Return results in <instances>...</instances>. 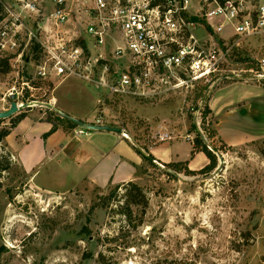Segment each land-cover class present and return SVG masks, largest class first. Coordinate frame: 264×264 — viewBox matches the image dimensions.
Returning a JSON list of instances; mask_svg holds the SVG:
<instances>
[{
  "label": "rangeland",
  "instance_id": "1",
  "mask_svg": "<svg viewBox=\"0 0 264 264\" xmlns=\"http://www.w3.org/2000/svg\"><path fill=\"white\" fill-rule=\"evenodd\" d=\"M239 49L240 55L224 66L226 78L214 87L199 85L152 102L109 96L75 77L57 85L34 80L41 88L26 97L38 103L17 114L47 119L53 110L47 104L61 108L64 101L87 122L101 118L106 125L124 129L138 148L149 151L151 145L178 141L171 147L181 156L190 154V142L201 133L217 154L218 166L207 173L168 176L167 163L145 159L134 181L142 187L137 196L142 203L127 206L124 186L109 202L114 185L85 183L66 192L37 191L8 145L0 146V264H264V126L244 123L242 130L237 123L230 130L227 120L222 132L253 135L233 145L220 134L222 117L214 109L203 125L206 106L212 107V96L224 84L249 82L264 88V80H254L249 72L258 64L248 67L243 61L261 58L264 39L243 42ZM12 63L9 72H0V108L8 105L2 98L13 85L20 89L23 79L33 78L31 66L18 73ZM222 92L232 105L252 93L244 87ZM10 121L4 119L0 128ZM161 131L170 132L171 142L159 144ZM208 163L206 157L198 169ZM74 182L67 179L70 186ZM127 209L133 210L130 224L122 213Z\"/></svg>",
  "mask_w": 264,
  "mask_h": 264
},
{
  "label": "built area",
  "instance_id": "2",
  "mask_svg": "<svg viewBox=\"0 0 264 264\" xmlns=\"http://www.w3.org/2000/svg\"><path fill=\"white\" fill-rule=\"evenodd\" d=\"M254 39H264V0H0V60L18 73L31 66L33 77L8 90L3 108L38 103L29 98L41 88L34 80L57 85L75 77L144 102L214 87L242 43ZM256 61L249 72L261 81L264 53ZM121 135L130 139L124 129ZM171 139L158 134L160 142Z\"/></svg>",
  "mask_w": 264,
  "mask_h": 264
},
{
  "label": "crops",
  "instance_id": "3",
  "mask_svg": "<svg viewBox=\"0 0 264 264\" xmlns=\"http://www.w3.org/2000/svg\"><path fill=\"white\" fill-rule=\"evenodd\" d=\"M248 83L224 84L215 91L211 100V110L214 109L216 114H220L222 117L223 125H221L220 134L229 138L233 145H239L242 140L253 135L242 132L232 135L226 131L222 132L223 129H227V120L230 130L233 129V126L235 128L237 123L241 124L240 129L242 130L246 128L244 123H256L264 126V88ZM235 87H244L252 93L248 94V99L232 105L228 102L229 100H225L227 97H224L222 91ZM247 102L249 103L247 107L236 108V106ZM64 103V101L62 103L60 101L61 110L77 119H85L77 113L71 112L70 107ZM3 107L0 108V111L4 110ZM52 128L53 123L47 119L26 115L6 138L8 148L22 165L32 188L37 191L42 189L49 192H66L76 187H82L85 183L107 188L110 185L134 182L140 178L139 171L145 163L143 154H152L155 163L158 164H161L160 161L164 163L188 161V166L192 170H199V164L207 157L204 152H197L192 158L191 151L194 143L191 142L187 150L190 154L188 155L187 152L181 156L176 147H171L173 146L171 144L178 141L167 145H151L147 151L144 148L136 147L132 140L123 137L120 132L116 131L94 130L93 132L89 131L88 134L79 135L75 133L79 126L64 127L62 124L53 133L45 136ZM169 142L171 141L159 144ZM44 173L46 178L42 180L41 175ZM47 174L53 176L49 178ZM68 178L75 181L74 186L67 184ZM46 181L52 184H48Z\"/></svg>",
  "mask_w": 264,
  "mask_h": 264
},
{
  "label": "trees",
  "instance_id": "4",
  "mask_svg": "<svg viewBox=\"0 0 264 264\" xmlns=\"http://www.w3.org/2000/svg\"><path fill=\"white\" fill-rule=\"evenodd\" d=\"M244 63H247L248 67L254 66L255 63H257L256 59H244ZM11 69L9 59H1L0 60V72L1 73H7ZM50 116L47 118L48 121L53 123V128L52 130L46 134L45 136H48L49 134L53 133L59 126V124L65 123L68 124L70 127H77V124L73 121H70L66 118L61 117L56 111L50 110ZM211 108L209 105L206 106L205 111H204V120H203V125L205 126V119L208 116L209 113H211ZM27 114L24 112H21L15 116H12L10 118V124L6 125L3 128H0V146L5 147L6 146V138L8 135L12 132V129L18 125V123L26 116ZM4 119H0V123L3 122ZM206 128V127H205ZM261 153L264 156V147L261 148ZM197 152H204L206 156L209 159V163L205 165L203 168L199 170H192L188 166V161H177V162H170L167 163V165L174 171V172H184L187 175H196L199 173H207L212 170H214L218 166V157L217 154L209 148L207 145L206 141L202 137L201 133H198L195 140H194V146L191 151V157L193 158ZM11 153V151H10ZM143 157L145 159L154 160V157L152 154L150 155H145L143 154ZM4 165H9V163H6ZM6 169L7 167L4 166ZM168 176H173L174 174L170 172H166ZM125 187L126 192L124 193V197H126V205L127 206H132V205H137L141 204L142 201L138 200V195L142 193V187L138 185L135 182H128V183H123L116 185L114 189L112 190L111 194L108 195V200L112 199L114 196L117 195V190L120 187ZM122 213L126 216L127 222L130 224L134 219H133V210L132 209H127L126 211H122ZM91 235V233H89ZM1 253V252H0ZM102 256V255H101Z\"/></svg>",
  "mask_w": 264,
  "mask_h": 264
},
{
  "label": "water",
  "instance_id": "5",
  "mask_svg": "<svg viewBox=\"0 0 264 264\" xmlns=\"http://www.w3.org/2000/svg\"><path fill=\"white\" fill-rule=\"evenodd\" d=\"M49 108L55 110L61 117L66 118L70 121H73L77 124V126L86 128L87 130H99V131H116V132H122V129L115 128L106 124H92L85 120L77 119L76 117L64 112L60 108L54 106V104L49 103L47 104ZM24 107H30V105L26 104ZM20 107L18 106L16 101L11 102V106L7 110L0 111V119H8L11 118L13 115L20 112ZM168 172L174 174L175 172L172 169H168Z\"/></svg>",
  "mask_w": 264,
  "mask_h": 264
}]
</instances>
